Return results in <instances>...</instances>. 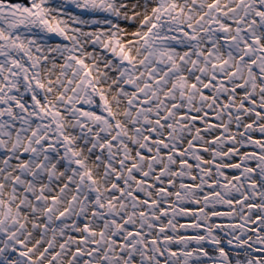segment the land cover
Segmentation results:
<instances>
[{"label": "snow or ice", "instance_id": "obj_1", "mask_svg": "<svg viewBox=\"0 0 264 264\" xmlns=\"http://www.w3.org/2000/svg\"><path fill=\"white\" fill-rule=\"evenodd\" d=\"M0 264H264V0H0Z\"/></svg>", "mask_w": 264, "mask_h": 264}]
</instances>
